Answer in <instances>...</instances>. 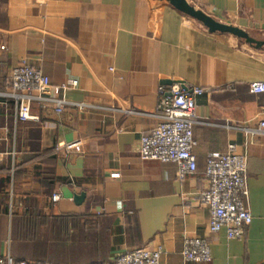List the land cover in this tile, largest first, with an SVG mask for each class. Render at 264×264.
Wrapping results in <instances>:
<instances>
[{"label": "crops", "instance_id": "obj_1", "mask_svg": "<svg viewBox=\"0 0 264 264\" xmlns=\"http://www.w3.org/2000/svg\"><path fill=\"white\" fill-rule=\"evenodd\" d=\"M187 1L264 41V0ZM183 18L152 0H0V257L114 264L145 248L161 251L160 264H192L182 256L190 238L209 243L208 264H264V135L245 131L264 121V93L250 92L264 82V47ZM21 65L53 87L77 86L32 93L38 120L20 122L8 95ZM177 80L207 92L196 101L197 173L184 178L175 164L139 156L140 139L160 121V90ZM55 99L66 102L60 113ZM75 142L74 152H55ZM230 146L248 159L252 223L242 240L212 234L197 200L209 156ZM14 224L30 235L14 240Z\"/></svg>", "mask_w": 264, "mask_h": 264}, {"label": "built area", "instance_id": "obj_2", "mask_svg": "<svg viewBox=\"0 0 264 264\" xmlns=\"http://www.w3.org/2000/svg\"><path fill=\"white\" fill-rule=\"evenodd\" d=\"M152 15L160 17L159 9L154 8ZM185 22L192 19L184 16ZM12 93L8 96L15 101L16 117L20 122L37 121L32 114V93L54 94L59 96L69 88H75L77 82L70 81L53 87L49 78L41 71L21 65L15 68L9 78ZM252 94L264 93V82L250 86ZM207 92L204 89H188L175 84L168 90H160L159 123L150 135L140 139L139 156L143 161H155L163 164H175L180 178L197 173V160L194 149L197 143L194 138L196 119V101ZM211 96L210 93H208ZM55 103L56 112L60 113L66 102L60 99ZM84 105H82L83 107ZM264 115V108L261 112ZM250 134L264 135V121L259 122L256 129L248 128ZM80 142L60 145L56 152L64 154L74 152ZM248 159L238 154L235 146H230L226 154H211L204 172V188L199 192L197 200L210 213V232L218 234L226 231L229 240H242L245 229L252 223V215L246 205L249 197L247 183ZM61 195L55 192L52 202L58 204ZM182 256L192 264H208L212 261L211 248L206 240L187 238L184 241ZM160 250L137 249L121 254L114 259V264H160ZM0 264H31L16 260L7 255L0 257Z\"/></svg>", "mask_w": 264, "mask_h": 264}, {"label": "water", "instance_id": "obj_3", "mask_svg": "<svg viewBox=\"0 0 264 264\" xmlns=\"http://www.w3.org/2000/svg\"><path fill=\"white\" fill-rule=\"evenodd\" d=\"M152 1L168 3L171 7H173L175 10H177L184 16L201 24L212 34L214 33L229 34L239 40L244 41L246 44L256 49H261L264 47V41H259L252 38L248 33H246L245 31L239 28L228 26L214 20L213 18L205 14L203 11L197 9L195 6L188 3L187 0H152ZM162 83L164 85H172L170 80H168V78H164ZM174 84H181L183 87H185L184 83L179 80L175 81ZM82 199H83L82 197L77 199L76 203H79L80 201H82Z\"/></svg>", "mask_w": 264, "mask_h": 264}, {"label": "trees", "instance_id": "obj_4", "mask_svg": "<svg viewBox=\"0 0 264 264\" xmlns=\"http://www.w3.org/2000/svg\"><path fill=\"white\" fill-rule=\"evenodd\" d=\"M55 152H56V150H55ZM13 216H16V215L13 214ZM21 229H23V230H21ZM21 229L17 228V225L14 224V228H13V238H14V240H18L20 238L22 232L25 231L27 233V235H28L30 233V230H31L29 227L28 228L27 227L26 228H21ZM29 237H31V236H29ZM27 262H29V261H27ZM29 263H31V264H44V263H40V262H29Z\"/></svg>", "mask_w": 264, "mask_h": 264}]
</instances>
